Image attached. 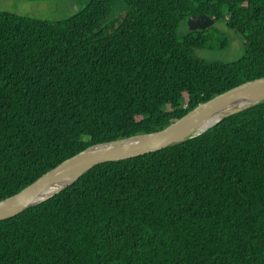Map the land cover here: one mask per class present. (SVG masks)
Wrapping results in <instances>:
<instances>
[{"label":"trees","instance_id":"16d2710c","mask_svg":"<svg viewBox=\"0 0 264 264\" xmlns=\"http://www.w3.org/2000/svg\"><path fill=\"white\" fill-rule=\"evenodd\" d=\"M201 15L243 41L240 60L197 56L230 46L214 28L180 36ZM261 78L264 0H88L57 22L0 12V201ZM0 264H264V102L0 222Z\"/></svg>","mask_w":264,"mask_h":264},{"label":"water","instance_id":"95a60500","mask_svg":"<svg viewBox=\"0 0 264 264\" xmlns=\"http://www.w3.org/2000/svg\"><path fill=\"white\" fill-rule=\"evenodd\" d=\"M216 24L207 15L188 19V32H205ZM264 102V78L238 86L200 104L168 128L92 146L54 168L32 185L0 201V222L38 207L75 185L86 173L106 163L124 162L198 138L225 119ZM218 119L211 128V122Z\"/></svg>","mask_w":264,"mask_h":264},{"label":"rangeland","instance_id":"374dc122","mask_svg":"<svg viewBox=\"0 0 264 264\" xmlns=\"http://www.w3.org/2000/svg\"><path fill=\"white\" fill-rule=\"evenodd\" d=\"M88 0H52L47 2L27 0H0V12H9L41 21H64L77 15ZM215 31L229 37L230 46L225 50L211 48L198 50L197 56L222 62H236L244 55L243 41L231 33L224 24L214 25ZM210 28V29H211ZM188 34V27L182 26L180 36Z\"/></svg>","mask_w":264,"mask_h":264},{"label":"bare ground","instance_id":"6f19581e","mask_svg":"<svg viewBox=\"0 0 264 264\" xmlns=\"http://www.w3.org/2000/svg\"><path fill=\"white\" fill-rule=\"evenodd\" d=\"M217 121H218V119H216L213 122H211V124L209 125L208 129L211 128L213 126V124H215Z\"/></svg>","mask_w":264,"mask_h":264}]
</instances>
